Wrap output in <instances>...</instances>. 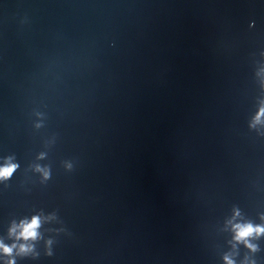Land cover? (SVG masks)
Returning a JSON list of instances; mask_svg holds the SVG:
<instances>
[{
	"label": "water",
	"instance_id": "1",
	"mask_svg": "<svg viewBox=\"0 0 264 264\" xmlns=\"http://www.w3.org/2000/svg\"><path fill=\"white\" fill-rule=\"evenodd\" d=\"M262 107L264 0H0V264H264Z\"/></svg>",
	"mask_w": 264,
	"mask_h": 264
},
{
	"label": "clouds",
	"instance_id": "2",
	"mask_svg": "<svg viewBox=\"0 0 264 264\" xmlns=\"http://www.w3.org/2000/svg\"><path fill=\"white\" fill-rule=\"evenodd\" d=\"M264 116V107L260 109L258 112L253 126H255L256 123H260V118ZM39 158H43V154ZM18 167L17 164L11 163V158H8V161L5 163L4 166L0 167V179H7L12 175V173L16 170ZM36 171L41 172L45 179H47L49 173L46 169L40 168L39 165L36 166ZM236 216H239V211L235 212ZM41 219L39 216H34L30 221H21L18 225H13L12 229H10L11 234H15L17 239H23L25 242L27 241H34L38 238V228L40 227ZM233 231L235 233L234 240L237 242H243L248 247H254L247 243V238L253 236L255 233L256 235H259L261 233H264V226H253L250 223L246 224H233ZM49 244L51 241L48 242ZM17 247L15 244L11 247L4 245L2 242H0V250H2L5 254H11L13 248ZM32 251V245L28 243H23L19 245V252L20 253H28ZM226 264H234V262L229 258L225 257ZM8 264H15L14 261H9Z\"/></svg>",
	"mask_w": 264,
	"mask_h": 264
}]
</instances>
